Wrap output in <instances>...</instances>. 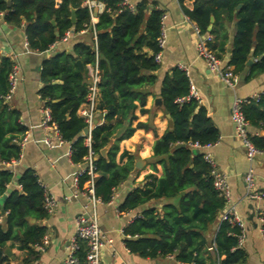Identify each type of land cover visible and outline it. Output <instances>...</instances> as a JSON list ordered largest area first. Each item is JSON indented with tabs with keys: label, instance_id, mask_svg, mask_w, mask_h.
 <instances>
[{
	"label": "trees",
	"instance_id": "1",
	"mask_svg": "<svg viewBox=\"0 0 264 264\" xmlns=\"http://www.w3.org/2000/svg\"><path fill=\"white\" fill-rule=\"evenodd\" d=\"M0 0L3 20L14 26H24L27 47L43 52L61 40L66 31L74 33L92 29L96 32L94 43L78 41L71 51L61 50L43 60L39 78L42 82L38 93L50 109L51 121L60 138L70 144V159L84 164L90 149L95 156L94 194L108 202L113 191L126 180L134 169L133 157L126 151L125 163L116 161L118 144L132 135L137 127L147 123L137 122V106L144 108L147 92L142 88L155 81L152 72L159 67L154 56L158 52L157 38L163 14L155 5L140 1L129 8L123 0H95L104 4L95 24L84 2L86 0ZM238 5H240L238 7ZM71 8L74 20H71ZM188 17L200 33L209 32L215 37L226 38L217 27L208 29L211 15L214 22L234 21L235 31L231 42L229 60L234 73L246 65L250 54L255 60L246 78L264 72V0H195ZM213 42V41H212ZM211 48L221 58L214 45ZM223 52L224 42H220ZM84 65L81 73L76 60ZM97 64V117L90 131V145L85 143L83 128L86 122L77 111L87 95L86 66ZM14 65L7 56L0 57V164L17 160L21 154L20 140L26 128L18 123V112L10 108L4 95L8 91V75ZM189 80L183 70L175 68L165 74L160 87L162 108L169 113L173 124L152 146L153 157L162 166V175L145 176L132 188L118 206L119 211H141L123 229L124 243L132 253L143 258L157 259L172 256L165 264H243L246 252L237 246L240 229L228 221H220L214 238L206 232L218 222L226 200L212 183L210 165L203 157V150L192 147L215 142L218 132L212 124L207 109L192 98L178 105L174 100L189 91ZM249 125L264 130V91L257 101L243 106ZM99 114V115H98ZM101 118V120H100ZM254 145L264 150V137L249 134ZM109 144L105 157L100 150ZM177 144H183L176 146ZM13 174L9 168L0 167V197L6 194L0 206V264L9 259L5 252L7 241H16L20 249H30L39 243L45 227L30 223L29 217L42 220L48 216L43 206L44 189L34 169L28 167L17 179L20 188L7 190ZM89 176L79 177V186ZM186 190L183 194L182 191ZM166 199L157 205L146 204ZM176 199V203L169 200ZM4 216V217H3ZM264 233V223H263ZM212 241L213 249H209ZM86 248L78 241L75 252L77 264H86Z\"/></svg>",
	"mask_w": 264,
	"mask_h": 264
},
{
	"label": "crops",
	"instance_id": "2",
	"mask_svg": "<svg viewBox=\"0 0 264 264\" xmlns=\"http://www.w3.org/2000/svg\"><path fill=\"white\" fill-rule=\"evenodd\" d=\"M94 1L91 14V23L95 24L98 14L104 9V4ZM128 5L142 0H124ZM149 5L161 9L165 17L162 21L166 33V41L161 51L159 67L152 72L155 81L142 89L148 94L144 108L140 112L137 106L134 113L137 122L147 123L146 128L137 127L132 135L118 144L116 161L119 164L127 161V156L120 158L126 151L133 157L134 169L128 178L122 181L113 191L110 201L96 205L98 224L103 234L105 244L100 252V264H165L172 261V256L165 258H143L132 253L126 247L123 229L138 215L142 207L132 211H119L118 206L127 193L143 181L146 175H162V166L153 157L152 146L167 129L172 127L173 121L169 113L154 101L160 96L161 81L165 74L173 69L183 70L199 96V103L208 112V116L218 132V139L208 149L216 168L226 175L229 188V199L225 207L234 205L238 216L243 222L245 238L242 248L246 252L243 264H264V233L261 213L264 211V150L256 154L249 162L245 156V148L234 133V125L230 119L231 104L235 96L247 97L264 91V72L246 78L250 65L236 73L234 87H229L219 79L216 73L209 70L205 61L196 53L197 33L194 22L186 14L191 10L195 0H144ZM57 3L60 0H56ZM212 27L226 33V38L215 37L212 44L221 55L224 64L229 60L231 42L235 26L234 21L220 20ZM70 37L59 40L43 52H37L24 45L26 36L24 26H14L6 23L0 15V57L7 56L18 66V82L16 89L7 101L10 108L18 112V123L26 128L24 136L26 142L21 148L19 159L10 165L0 164L1 168H9L13 174L12 181L7 184V190L17 189V179L25 168L34 169L40 183L54 198L56 205L42 220L29 217V222H38L45 227L48 244L42 251L35 247L20 249L16 241H7L6 248L11 252L9 259L3 264H63L74 237L75 219L81 213L89 210L87 199L73 185V176L81 164L73 163L70 159V144L57 141V128L41 126V110L44 101L39 96L42 86L39 74L43 60L58 51H71L74 43L85 41L94 43L92 30L74 33ZM224 42V51L220 50V42ZM248 59H254L252 54ZM99 115V114H98ZM101 120V118H100ZM171 121V126L169 125ZM249 132L264 137V130L249 125ZM48 141H51L49 143ZM136 163H139L136 166ZM254 170L256 189L263 193L259 200H250L245 196L244 174L249 169ZM77 193V194H76ZM76 194V196H74ZM166 199L146 204L157 205L166 202ZM176 203V199L169 200ZM224 207V208H225ZM221 214V213H220ZM212 225L206 232L208 240H212L220 222ZM4 217V216H3ZM109 239L110 242H107Z\"/></svg>",
	"mask_w": 264,
	"mask_h": 264
},
{
	"label": "built area",
	"instance_id": "3",
	"mask_svg": "<svg viewBox=\"0 0 264 264\" xmlns=\"http://www.w3.org/2000/svg\"><path fill=\"white\" fill-rule=\"evenodd\" d=\"M123 5H127L129 8L133 6L128 5L126 1H122ZM92 14L94 1L86 0L84 2ZM2 15V13H0ZM165 17L163 14L160 17L161 26L160 33L157 38V46L158 52L155 54L154 59L156 62L160 61L161 51L164 47L166 41V33L164 27L162 25V21ZM194 29L197 33L196 40V53L199 57H201L207 66V68L214 73L217 74L220 80H222L229 87H234L236 73H234L232 66L228 64H224L222 59L216 54V52L211 48V43L213 41V35L209 32L200 33L196 24H194ZM85 30V29H83ZM80 30L79 32H83ZM93 37H94V46L96 40V32L92 29ZM71 35V31H66L64 36L61 38L62 41L67 40ZM24 45L27 47V41L25 40ZM53 45V44H52ZM51 45V46H52ZM255 60V58L253 59ZM18 66L13 65L9 75H8V91L3 96L5 101H8L13 95L17 82H18ZM86 87H87V95L85 101L79 106L77 113L83 117L86 122V127L88 128V133L85 135V143L87 146L90 145V131L93 127V124L96 121L97 111H96V94H97V84L99 82V71L97 68V64L93 65L88 64L86 66ZM263 91L254 93L247 97L235 96L230 111V119L234 125V133L235 136L240 139L244 148H245V156L246 159L251 162L255 158L256 154L260 153L262 150L258 149L254 143L249 138V122L245 118L243 113V106L249 102L257 101ZM196 99L199 101V96L193 85L189 86V91L186 95L178 96L175 98V102L178 105H181L190 99ZM41 126L50 127L55 126V124L51 121L50 109L48 106H43L41 110ZM84 135V134H83ZM57 141L63 142L57 132ZM27 137L23 135L20 140V146L22 148L23 144L26 142ZM51 143V141H48ZM215 142L207 143L204 145H200L197 142L191 143L190 145L196 149L203 150V157L209 163L211 169L210 174L212 176V183L214 188L217 190L218 194L223 197L226 202L229 199V188L227 184V179L225 173L218 170L214 165L211 155L208 151L210 147L214 145ZM16 161L12 160L11 162ZM95 156H93L92 151L89 149L87 155L84 157V164H82L77 172L73 176V185L74 187L87 199V205L89 206V210L81 213L75 219V232L74 237L70 243L68 254L63 262V264H77V258L75 256V252L78 249V241H83L85 243L86 254L85 260L86 264H100V252L102 247L104 246L105 240L103 239V234L98 224V216L96 212V205L102 202L96 195L94 194V169H95ZM10 162V163H11ZM10 163H3L5 165H10ZM82 174H87L89 178L83 182V185L79 186V177ZM255 175L254 170L250 167L244 174V186H245V196L250 200H259L262 198L263 193L256 189L255 183ZM20 188V185L17 184ZM42 185V184H41ZM43 186V185H42ZM44 189V201L43 206L50 212L56 202L51 194L47 191V189L43 186ZM77 194V193H76ZM74 194V196H76ZM110 201V200H109ZM220 221H228L232 225H236L239 227L240 232L237 234V246L242 247L245 238L244 225L240 217L238 216L237 210L234 205H229L223 209L220 216ZM261 219L264 223V211L261 213ZM263 231V228H262ZM107 242H110L109 239H106ZM48 244V238L43 236L39 243H36L34 247L39 251H42L44 247ZM214 242L212 241L209 249H213Z\"/></svg>",
	"mask_w": 264,
	"mask_h": 264
},
{
	"label": "water",
	"instance_id": "4",
	"mask_svg": "<svg viewBox=\"0 0 264 264\" xmlns=\"http://www.w3.org/2000/svg\"><path fill=\"white\" fill-rule=\"evenodd\" d=\"M9 3H10V0L7 1V4L8 5H9ZM239 6L240 5H238V7ZM70 17H71V20L73 21L74 20V9L73 8H71V16ZM212 22H213V16L211 15V17H210V24L208 25V29H211ZM251 63H252V59H247L246 65H250ZM76 64L78 65L80 72L83 73L84 72V65H83L82 61L80 59H77L76 60ZM154 104L162 107V99H161V97H157L155 99V101H154ZM96 107L99 108V103L98 102L96 103ZM171 124H172L171 121H169V125L170 126H171ZM87 133H88V128L87 127H84L83 128V134L86 135ZM181 145H183V144H177L176 146H181ZM108 147H109V144H107L106 146H104L100 150V154H101L102 157H105L106 156ZM196 150H198V149H196ZM138 165H139V163H136V166H138ZM184 192H186V190L182 191L181 193L183 194ZM5 197H6V194H4V195H2L0 197V206H1V212L2 213H3L2 203H3V200L5 199ZM5 252L8 255L12 256L11 255V252H10V250L8 248L5 249Z\"/></svg>",
	"mask_w": 264,
	"mask_h": 264
},
{
	"label": "rangeland",
	"instance_id": "5",
	"mask_svg": "<svg viewBox=\"0 0 264 264\" xmlns=\"http://www.w3.org/2000/svg\"><path fill=\"white\" fill-rule=\"evenodd\" d=\"M10 101V100H9Z\"/></svg>",
	"mask_w": 264,
	"mask_h": 264
}]
</instances>
